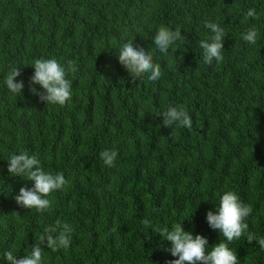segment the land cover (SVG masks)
I'll list each match as a JSON object with an SVG mask.
<instances>
[{
    "label": "trees",
    "instance_id": "1",
    "mask_svg": "<svg viewBox=\"0 0 264 264\" xmlns=\"http://www.w3.org/2000/svg\"><path fill=\"white\" fill-rule=\"evenodd\" d=\"M253 8L257 18L246 17ZM205 22L224 30L220 63L203 61L199 41L213 35ZM161 25L181 29L167 53L153 41ZM253 26L254 45L242 39ZM129 40L151 51L159 80L132 81L118 61ZM37 58L74 67L64 105L30 90L44 92L30 84ZM13 67L20 94L4 83ZM178 105L190 129L162 126L160 114ZM104 150L118 153L113 166ZM22 151L67 181L44 212L16 203L33 186L7 170ZM229 190L252 208L229 247L240 264H264V0H0V264L7 251L28 254L58 220L73 228L70 246L44 247L42 264H167L177 257L158 233L166 227L182 224L209 250L224 240L206 213Z\"/></svg>",
    "mask_w": 264,
    "mask_h": 264
},
{
    "label": "clouds",
    "instance_id": "2",
    "mask_svg": "<svg viewBox=\"0 0 264 264\" xmlns=\"http://www.w3.org/2000/svg\"><path fill=\"white\" fill-rule=\"evenodd\" d=\"M246 17L257 18L256 10L249 9ZM205 27L213 35L199 41V47L203 50V61L208 65L214 61L220 63L224 59L226 37L224 30L219 24L213 22H205ZM181 37V29L172 30L161 25L156 30L153 41L161 53H167ZM257 37L258 29L253 26L243 34L242 39L254 45L257 42ZM118 61L126 69L133 82L144 74H149L147 78L150 81H157L162 76L161 65L154 63L151 51L131 40L119 49ZM68 63L71 65V61ZM31 67L34 68V74L30 78V84L39 85L44 92L37 93L35 88L30 90L39 96L40 101L47 104L64 105L72 98L73 82L66 77L69 71L75 70L74 67H66L55 58H37ZM20 75L21 67H13L5 77V86L11 93H22L24 82L16 80ZM160 116L163 117V127L171 128L173 125L189 129L192 127V117L183 105L169 106ZM117 155L118 153L113 150H104L100 153L107 166H113ZM7 162V170L13 177L26 176V180L33 182L31 188L27 185L21 187L19 194L15 197L16 203L22 208H34L39 212H44L52 204L48 197L67 183L63 172L45 171L38 156L30 155L27 151L12 154ZM251 212V206L243 202L235 191H226L222 195L216 211L209 210L206 213L209 227L218 230L224 237L223 241L211 246L210 250L207 238L185 231L182 224H177L170 230L167 227L162 229L158 233L165 237L163 240L171 243V248L168 251L173 257H177L168 261L167 264H240L238 253L229 245L247 233L249 225L246 221ZM142 223L146 227H150L149 220L144 219ZM43 231L44 234L39 237V243L34 244L28 254L18 257V255H14L13 251L5 252L4 258L8 264H42L44 247L56 251L59 248L70 246V237L73 232L71 225L62 224L58 220L55 225H48ZM253 240V235L248 234V243H252ZM258 243L261 248H264V238H260Z\"/></svg>",
    "mask_w": 264,
    "mask_h": 264
}]
</instances>
